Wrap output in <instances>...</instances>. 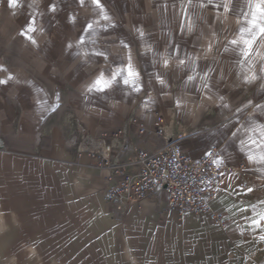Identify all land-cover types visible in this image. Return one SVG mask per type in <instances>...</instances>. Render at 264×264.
I'll return each instance as SVG.
<instances>
[{
	"label": "rangeland",
	"instance_id": "obj_1",
	"mask_svg": "<svg viewBox=\"0 0 264 264\" xmlns=\"http://www.w3.org/2000/svg\"><path fill=\"white\" fill-rule=\"evenodd\" d=\"M259 6L264 0H0V128L13 135L21 114H39L44 128L87 132L97 160L120 169L147 140L139 128L159 130L158 117L163 145L246 116L263 136L258 31L243 54ZM129 65L139 91L122 78L88 90Z\"/></svg>",
	"mask_w": 264,
	"mask_h": 264
},
{
	"label": "crops",
	"instance_id": "obj_2",
	"mask_svg": "<svg viewBox=\"0 0 264 264\" xmlns=\"http://www.w3.org/2000/svg\"><path fill=\"white\" fill-rule=\"evenodd\" d=\"M247 117L176 140L191 159L220 146L224 164L244 166L220 180L210 203L224 225L180 217L164 193L132 204L112 199L124 166L99 162L87 132L44 128L39 114H21L13 135L0 128V264H264V135ZM139 130L147 140L138 150L163 145L154 138L160 129Z\"/></svg>",
	"mask_w": 264,
	"mask_h": 264
},
{
	"label": "built area",
	"instance_id": "obj_3",
	"mask_svg": "<svg viewBox=\"0 0 264 264\" xmlns=\"http://www.w3.org/2000/svg\"><path fill=\"white\" fill-rule=\"evenodd\" d=\"M156 124L161 129L163 120L158 117ZM223 159L220 146L199 159H191L176 140L168 138L153 152L138 150L134 159L121 170L111 198L132 204L164 193L166 206L176 210L180 217L192 212L225 225L224 214L215 212L210 203L217 195L220 180L225 175L242 172L244 166H228Z\"/></svg>",
	"mask_w": 264,
	"mask_h": 264
},
{
	"label": "snow or ice",
	"instance_id": "obj_4",
	"mask_svg": "<svg viewBox=\"0 0 264 264\" xmlns=\"http://www.w3.org/2000/svg\"><path fill=\"white\" fill-rule=\"evenodd\" d=\"M94 2L99 6V0H94ZM18 3V0H9L10 6H16ZM223 7V5H221ZM259 14L261 16V20L257 21L255 18L252 22V27L248 30L249 34L251 35V39H245L243 41V44L245 45L244 55L249 56L251 52L253 51V45L257 42V35L256 32L258 31L260 36V39H264V6H259ZM105 20L108 19L107 16L103 17ZM34 23V20H33ZM89 29L92 28V25L89 24L87 26ZM31 30L34 31V28H31ZM233 44H238V41H232ZM167 63V61H165ZM137 74L132 71L131 66L129 65L127 72L125 74L124 69H120L117 72H114L110 78H105L103 76V73L100 77L97 78V80L89 87V91H103L107 88H109L113 83H119L120 80L118 78H122L123 84L125 85H132L134 90L139 91V87L137 86L136 82ZM191 79V78H190ZM4 81H0V83H3ZM259 107V106H258ZM211 155V153H209ZM249 159H254V157L249 156ZM261 160H264V156L260 157ZM215 163V161H214ZM251 191V190H249ZM261 219H264V217H261ZM253 224L257 227H260V221L254 220ZM261 239H264V236L261 237Z\"/></svg>",
	"mask_w": 264,
	"mask_h": 264
},
{
	"label": "bare ground",
	"instance_id": "obj_5",
	"mask_svg": "<svg viewBox=\"0 0 264 264\" xmlns=\"http://www.w3.org/2000/svg\"><path fill=\"white\" fill-rule=\"evenodd\" d=\"M107 151H110V146L107 148Z\"/></svg>",
	"mask_w": 264,
	"mask_h": 264
}]
</instances>
